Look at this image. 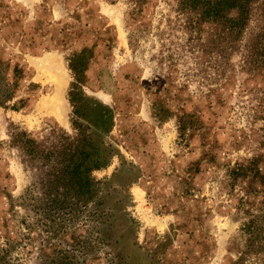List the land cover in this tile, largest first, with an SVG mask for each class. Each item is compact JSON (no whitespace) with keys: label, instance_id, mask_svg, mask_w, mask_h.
<instances>
[{"label":"rangeland","instance_id":"obj_1","mask_svg":"<svg viewBox=\"0 0 264 264\" xmlns=\"http://www.w3.org/2000/svg\"><path fill=\"white\" fill-rule=\"evenodd\" d=\"M186 2L0 0L3 263L264 264V65ZM75 78L113 113L93 187L58 173Z\"/></svg>","mask_w":264,"mask_h":264},{"label":"trees","instance_id":"obj_2","mask_svg":"<svg viewBox=\"0 0 264 264\" xmlns=\"http://www.w3.org/2000/svg\"><path fill=\"white\" fill-rule=\"evenodd\" d=\"M186 1L185 5L199 10L198 19L216 23L219 36L224 39L228 37L232 39L235 48L240 50L239 56L243 71L253 73L261 69L264 65V8L263 18H260L257 31L250 33L247 29L252 16V0ZM73 70L75 69L73 68ZM78 83L81 81L75 78L69 91L73 105L74 133L72 136H65L67 142L62 144L63 148H72V154L61 160L62 165L59 167L58 173L60 176H66V179H75V184L79 188L84 185L93 187L96 181L91 178V172L105 166L111 156L112 150L102 139V136L109 131L112 125L113 113L110 108L97 104L95 101H92V106L88 104L87 99L78 88ZM80 115L91 121L90 124L84 126L85 129H88L87 132H84L82 123L79 121ZM14 138H19L21 150L27 145L34 144L35 152H38L37 142L29 139L24 131L16 133ZM0 264H6L2 262V256H0Z\"/></svg>","mask_w":264,"mask_h":264},{"label":"bare ground","instance_id":"obj_3","mask_svg":"<svg viewBox=\"0 0 264 264\" xmlns=\"http://www.w3.org/2000/svg\"><path fill=\"white\" fill-rule=\"evenodd\" d=\"M60 83H62V82H60Z\"/></svg>","mask_w":264,"mask_h":264}]
</instances>
